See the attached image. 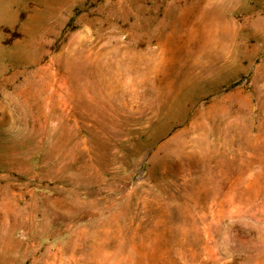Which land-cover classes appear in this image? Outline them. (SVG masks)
<instances>
[{"label": "rangeland", "instance_id": "374dc122", "mask_svg": "<svg viewBox=\"0 0 264 264\" xmlns=\"http://www.w3.org/2000/svg\"><path fill=\"white\" fill-rule=\"evenodd\" d=\"M0 264H264V0H0Z\"/></svg>", "mask_w": 264, "mask_h": 264}]
</instances>
